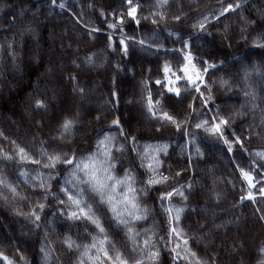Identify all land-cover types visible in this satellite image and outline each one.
<instances>
[{"label": "trees", "instance_id": "1", "mask_svg": "<svg viewBox=\"0 0 264 264\" xmlns=\"http://www.w3.org/2000/svg\"><path fill=\"white\" fill-rule=\"evenodd\" d=\"M3 2L9 7L0 8V133H3L0 136V147L12 151L13 145L10 141L15 140L17 144L33 151L35 155L34 149L39 147L41 138L51 140L53 135L51 129L54 125L47 118L44 128L35 127V121L45 114L33 109V101L35 98L50 99L53 92L56 96L58 95V100L50 112L57 119L64 113H71L77 108L81 111V127L76 131L72 142L64 145L63 151L70 153L75 150L78 155L92 151L98 130L108 131L111 120L119 118L127 135L137 136L141 143L159 141L168 144L167 155L161 156L164 161L165 174H169V165H171L172 173L185 169V172L175 179V183H186L191 178L194 191L189 196L188 207L182 217V226L188 230L189 235L197 234L199 225L210 222L213 213L219 217L215 221L216 224L228 220L233 221L226 228L214 232L215 243L207 250L203 242L198 244L192 241L193 250L201 256H206L210 252L218 253V264H237L241 258L245 264H255L258 257L257 249L264 244V226L258 222L251 202L245 200L237 205V200L242 193L235 164L240 163L242 166H247L248 153L237 148L234 154H229L218 140L194 127L188 129L196 136L191 144L188 143L190 137H186L183 132L177 131L172 126H165L161 132L157 133L155 129L159 126L158 122L148 117L139 100L142 94L141 81L148 82L154 97H157L163 90L155 84V80L162 78L161 68L165 60L170 61L174 67L178 62L182 63V58L176 51L182 47L181 39L189 40L195 57L217 64V68L209 70L206 75L209 83L221 77L232 78L234 83H241L245 71H248L250 82L257 88L260 96L264 97V48L254 47L251 43V37L256 34L258 28L250 31L248 43L241 40L239 13L237 12L227 15L218 22H213L207 28V32H197L191 25L200 13L193 12L192 9L199 8L201 12L212 10L217 6V0H179L183 6L182 10L188 13L187 19L180 23L169 21L167 27L163 24L156 26L149 19L142 20L137 26L131 20L126 21L124 31L127 36H134L136 42L126 41L129 51L125 56L118 46L115 51L108 48L107 33L109 30L105 18L99 14L100 9L106 12L115 9L119 12L124 7L123 0H66L65 9L53 6L51 0H3ZM89 2L95 7L89 8ZM139 2L144 5L142 15H147L152 0H139ZM224 2H233V0H224ZM256 9H264V0H249L244 14L257 19ZM168 11L170 14H178L175 0L170 3ZM19 12L22 13L21 17H18ZM72 13L80 17V22H77ZM14 16L15 21L13 22ZM108 19L112 18L108 17ZM29 21L35 29V36L22 34L25 23ZM85 24L89 28H98L100 31L94 32L89 37L88 31L84 28ZM225 24L230 25L227 33L224 32ZM170 31L177 32L179 35H169ZM118 36L119 33L114 35L116 44H118ZM140 39H144L146 44L141 46L138 43ZM13 40V48L10 50L7 43ZM151 43L161 44L163 47H149L148 44ZM89 53L96 54V67L83 63V58ZM31 56H33L32 59ZM73 60L80 64V69L74 68L71 63ZM100 61L102 63L98 65ZM221 61L224 62L223 65L220 64ZM116 65H119V70ZM69 72H75L80 85L85 88L87 94L96 80H99L96 92L88 96L89 105L86 107H77L76 103L70 99L72 84L66 79ZM50 78H53L55 82L50 83ZM180 87L184 89L187 86L182 83ZM241 87H243L242 83ZM112 91L117 92V97L111 96ZM61 93L64 94L63 99ZM213 94L216 97V104H220L224 112L230 111L233 106L238 107L243 102V96L237 89L227 92L221 88H214ZM182 95V100H169L166 103L169 106L174 104L177 109L183 110L194 93L189 89ZM109 100L112 103H106ZM101 103H105L102 110L97 106ZM195 106L200 108L199 100L196 101ZM212 107L214 109L215 104ZM136 110L139 111V115L146 121V124H138L139 116ZM98 112L101 119L96 122L94 117ZM27 115L31 116V122ZM250 118L251 114H249ZM247 122H236L234 127L237 134L241 133ZM111 131L116 132V127L113 126ZM37 133H40V136H36ZM34 136H36L35 141ZM119 142L125 143L129 150L122 154L114 153L115 159L119 162L117 174L122 175L125 168H132L137 175V187H140L147 174L144 169L139 168V161L135 154L131 153L129 142L123 139ZM58 144L60 142L56 141L46 146L51 149ZM197 146L202 155L196 154ZM245 147L249 152L264 149V140L253 137L250 141H245ZM189 155H191L190 168ZM251 158L258 159L254 156ZM0 168L4 170L8 180L17 184L23 193L28 194L33 202L35 201L36 195L23 183L22 178L18 177L19 168L15 163H0ZM66 170V168L58 169L61 173ZM213 181H216V189L225 194V198L220 203L207 199V190L212 187ZM228 181L235 182L236 188L233 189ZM52 183L53 191H56L59 180H54ZM163 190L166 189L158 188L156 191H150L143 199V203L154 208L155 214L146 223L141 222L136 225L138 229L155 225L161 235L166 231L165 215L159 207V201L156 200L159 191ZM89 202L94 203L95 206L94 201L90 199ZM173 202L177 205L181 203L179 198ZM48 203L49 207L42 214L41 227L37 229L23 216L13 212L14 207H20L27 212L29 206L26 202L16 200L6 204L0 200V250H3L9 257L18 259L16 249H19L28 264H42L40 246L47 232L48 238L55 244L54 256L59 257V261H54V264H70V260L74 257L61 243L62 237L69 231V222L59 213V206L54 200H49ZM258 204L264 207V201H258ZM96 207L110 235L117 240L118 246H123V230L117 231L115 225L109 223L110 213L105 208ZM203 207L205 215L202 213ZM237 217H239L238 222ZM237 223L243 225L244 232L234 231L233 227ZM85 227L89 232L95 231L90 225L81 222L73 224L71 234L74 238L85 239L83 236ZM238 243H242L243 247L238 252L232 253L231 247ZM160 246L161 264H172L169 253L163 249V241L160 242ZM0 264H3L2 260Z\"/></svg>", "mask_w": 264, "mask_h": 264}, {"label": "snow or ice", "instance_id": "2", "mask_svg": "<svg viewBox=\"0 0 264 264\" xmlns=\"http://www.w3.org/2000/svg\"><path fill=\"white\" fill-rule=\"evenodd\" d=\"M171 2L172 0H152L147 15H142L144 5L139 0H123L124 7L119 12L115 9L111 12L100 9L99 14L105 18L109 30L107 33L108 48L115 51L118 46L123 55L128 54L129 47L126 41L136 42L134 36H127L124 31V25L128 20L139 26L142 20L150 19L153 25L163 24L167 27L169 21L180 23L187 19L188 13L182 10L183 6L179 0H175L178 14L169 13L168 8ZM248 3L249 0H233L228 3L224 0H217V6L212 10L201 12L199 8L192 9L193 12L200 14L191 27L197 32H207V28L213 22H218L227 15L238 12L240 39L248 43L250 31L258 28L256 34L251 37V43L254 47L264 48V9H256L257 19H252L244 14ZM51 4L61 9L67 7L66 0H59V4L57 0H51ZM4 7L9 6L0 0V8ZM88 7L94 8L95 5L89 2ZM72 15L77 22H80V17H76L75 13ZM81 16H83L82 12ZM108 17L112 19L109 20ZM84 28L88 31L89 37L94 32L100 31L98 28H89L86 24ZM229 29L230 25L225 24L224 32L227 33ZM24 33L36 35L30 21L25 23L22 29V34ZM116 33H119L118 44L114 41ZM207 34L211 35V33ZM169 35H179V33L170 31ZM13 43L14 40L7 43L8 49L13 48ZM138 43L143 46L146 41L140 39ZM181 44L182 47L176 51L182 58V63L178 62L174 67L170 61L165 60L161 68L162 78L155 80V84L163 90L157 97H154L148 82L141 81L142 94L139 102L148 117L158 122L159 126L155 129L157 133L161 132L165 126H172L177 131L183 132L186 137H190L188 143L191 144L196 136L188 129L194 127L218 140L229 154H234L237 148L248 153L247 166H242L240 163L235 164L242 193L237 200V205L245 200L251 202L258 222L264 226V207L258 204V201H264V171H262L264 169V149L249 152L245 147V141H250L253 137L264 140V107H262L264 97L260 96L257 88L250 82L248 71H245L242 77L243 87L241 83H234L232 78L221 77L209 83L206 75L209 70H215L217 64L195 57L189 40L181 39ZM148 46L163 47L157 43H151ZM71 63L75 69H80V64L76 60ZM83 63L96 67V54L86 55ZM220 64L223 65L224 62L221 61ZM116 67L119 70V65ZM66 79L72 84V93L78 95L81 100L85 99L86 90L80 85L75 72H69ZM181 82L187 87L184 89L178 87L177 85ZM214 88H221L227 92L237 89L243 96V102L238 107L233 106L230 111L224 112L221 105L216 104ZM189 89L194 95L183 110L177 109L174 104L169 106L166 103L169 100H182V93ZM117 95L116 91L111 92L112 97H117ZM197 100L200 103L199 109L195 106ZM55 103V92L50 99L35 98L33 101V109L45 114L35 121V127L44 128L46 118L54 125L51 129L53 132L51 140L41 138L39 147L34 149L35 155L33 151L17 144L15 140L10 141L13 145L12 151L0 147V163L17 165L18 177L22 178L23 183L36 195L35 201L33 202L28 194L23 193L17 184L8 180L2 168H0V200L6 204L16 200L26 202L29 206L27 212L20 207H14L13 212L23 216L37 229L41 227L42 214L49 207V200H54L59 206V213L69 222V231L64 234L61 243L74 257L70 260V264H161V241H163V249L169 253L172 264H218V253L210 252L206 256H201L193 250L191 242L196 241L198 244L203 242L207 250L215 243L214 232L226 228L233 221L228 220L216 224L215 221L219 217L213 213L210 222L199 225L197 234L189 235L188 230L182 226V217L188 207L187 202L194 191V185L191 178L186 183L174 182L185 172V169L172 173L171 165H169V174H165L164 161L161 156L167 155L169 147L167 143L159 141L141 143L137 136H128L119 118H116L111 120L108 131L98 130L92 151L81 155H78L75 150L70 153L63 151L64 145L72 142L76 131L81 127V111L77 108L71 113H64L57 119L50 112ZM106 103H112V101L109 100ZM213 104H215L214 109ZM249 114H251L250 119ZM94 119L99 122L101 119L99 112ZM237 121H248L240 134H237L234 127ZM113 126L116 127V132L111 131ZM2 135L3 133H0V136ZM36 136H40V133ZM36 136L33 137L34 141ZM121 139L129 142L131 153H134L139 161V168L144 169L147 174L140 187H137V175L132 168H125L122 175L117 174L119 162L115 159L114 153L122 154L129 150L125 143L119 142ZM56 141L60 142L56 147L50 149L46 146ZM195 152L197 155H202L199 146L196 147ZM253 156L258 159H252ZM188 159L190 168L191 155ZM60 168L67 170L61 173L58 171ZM54 180H59L56 191H53L52 181ZM228 183L232 184L233 189L236 188L235 182L228 181ZM215 185L216 181H213L212 187L207 190V199L220 203L225 198V194L218 191ZM158 188L166 189L159 191L156 197L165 215L166 231L163 235L155 225L144 229L136 227L141 222L146 223L155 214L154 208L142 201L150 191H156ZM177 198L181 201L179 205L173 202ZM90 199L95 202V206L94 203L89 202ZM96 206L105 208L110 213L109 223L115 225L117 231L123 230V246H118L117 240L110 235L108 228L105 227V221L97 213ZM238 221L239 217H237ZM81 222L95 229L94 232H89L85 227L83 233L85 239L74 238L71 234L73 224ZM43 241L40 246L42 264H54V261H59V257L54 256L55 244L48 238L47 232L44 234ZM242 247V243L234 244L231 252H238ZM257 254L255 264H264V244L257 249ZM16 256L18 259L9 257L3 250H0V260L3 264H28L19 249H16ZM237 264H245V261L241 258Z\"/></svg>", "mask_w": 264, "mask_h": 264}, {"label": "rangeland", "instance_id": "3", "mask_svg": "<svg viewBox=\"0 0 264 264\" xmlns=\"http://www.w3.org/2000/svg\"><path fill=\"white\" fill-rule=\"evenodd\" d=\"M22 16V13H18V17H21ZM32 57L33 56H31L30 58L32 59ZM35 61H37L36 59H35ZM102 62L100 61L99 63H98V65L99 64H101ZM59 70V69H58ZM57 75V74H56ZM49 82L50 83H52V82H55L54 80H53V78H50L49 79ZM98 82H99V80H96V82L91 86L92 88H90L89 89V92H88V94H87V96H86V98L85 99H83V100H81V98L78 96V95H74L73 93H71V101H73L74 103H76V105H77V107H80L81 108V106L82 107H86L87 105H89L88 103H87V101H88V96H90L91 94H93V93H95L96 92V88H97V85H98ZM11 88H12V86H11ZM57 94H59V92H57ZM63 95L64 94H62L61 93V97H62V99H63ZM58 98V95L56 96V101L58 100L57 99ZM62 99H61V101H62ZM104 104L105 103H101V104H97V106H98V108L99 109H103L104 108ZM136 113H137V116H139L138 117V124L139 125H141V124H146V121L139 115V111L138 110H136ZM28 116V115H27ZM29 118V121H30V119H31V116H28ZM31 122V121H30ZM15 125V124H14ZM137 126V125H136ZM202 213L205 215V213H204V207H203V211H202ZM233 229H234V231L235 232H244L243 231V225L242 224H239V223H237L234 227H233ZM5 232L6 233H8V231H7V229H5Z\"/></svg>", "mask_w": 264, "mask_h": 264}]
</instances>
